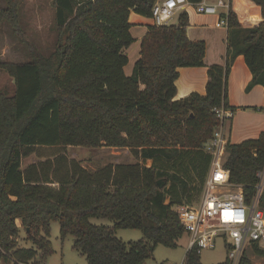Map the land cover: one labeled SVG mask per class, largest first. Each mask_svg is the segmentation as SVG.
<instances>
[{
	"label": "trees",
	"instance_id": "trees-1",
	"mask_svg": "<svg viewBox=\"0 0 264 264\" xmlns=\"http://www.w3.org/2000/svg\"><path fill=\"white\" fill-rule=\"evenodd\" d=\"M4 1L0 23L18 35L17 0ZM156 1L52 0L53 50L33 49L26 63L0 64L14 83L12 95L0 92V261L44 262L53 253V222L61 239L73 238L86 264H143L157 245L175 249L185 234L173 208L196 203L202 193L210 167L203 146L220 126L213 109L234 111L227 77L237 56L252 76L247 90L260 85L264 96V0H249L258 23L240 19L229 2L222 14L224 65L208 67L204 95L176 101L178 70L205 67V43L187 38L185 12L176 25L148 26L132 74L123 71L125 50L135 42L129 14L150 18ZM251 110L264 113V105ZM65 147L126 149L139 162L91 175L61 154L22 170L36 149ZM225 153L229 181L243 187L249 203L255 175L264 169V131L255 140L227 143ZM258 205L264 213V188ZM17 221L33 248L18 247ZM125 229L142 239L123 242L116 232ZM252 249L264 257L258 245ZM183 264H200L199 255L186 251ZM241 264L251 262L244 256Z\"/></svg>",
	"mask_w": 264,
	"mask_h": 264
},
{
	"label": "rangeland",
	"instance_id": "rangeland-1",
	"mask_svg": "<svg viewBox=\"0 0 264 264\" xmlns=\"http://www.w3.org/2000/svg\"><path fill=\"white\" fill-rule=\"evenodd\" d=\"M18 12V35L13 33L6 22L0 23V64H19L30 60L29 51L36 49L43 54H48L53 50L56 40L54 31V9L52 0H17ZM0 8H5V1L0 0ZM194 9L193 7H190ZM175 22V16L169 24ZM208 33H212L211 30ZM14 83L12 78L0 68V92L12 95ZM255 112V111H253ZM257 113V112H256ZM64 155L67 162L73 161L79 167L86 170L89 174L100 173L104 168L112 171L116 166L132 165L139 160L126 149L113 148H86V147H65V148H38L33 154L23 159L22 170L32 164L53 162L54 156ZM71 160V161H70ZM149 164L148 162L146 163ZM74 165H72L73 167ZM260 183V196L264 188V181ZM200 198V197H199ZM175 210V208H173ZM18 221L19 228L18 247L30 249L33 245L26 240V232ZM96 226H111L112 222L106 219H92L90 221ZM116 237L125 243L136 242L142 239V234L138 230H118ZM48 240L51 243L53 253L44 262H29L27 264H86L85 257L73 249V238L66 236L61 239L59 227L56 222L51 223ZM188 238L186 234L178 240L175 249H170L157 245L152 257L145 260L143 264H183L187 250ZM264 250V246L259 247ZM251 264H264V257L254 255L253 250L246 252ZM200 264H222L226 260V249L220 239L216 240L213 250H204L199 254ZM0 264H19L13 258L7 261H0Z\"/></svg>",
	"mask_w": 264,
	"mask_h": 264
},
{
	"label": "built area",
	"instance_id": "built-area-1",
	"mask_svg": "<svg viewBox=\"0 0 264 264\" xmlns=\"http://www.w3.org/2000/svg\"><path fill=\"white\" fill-rule=\"evenodd\" d=\"M187 6L193 7L197 14L217 16L215 26L227 28L222 14L228 12L229 4L222 0L212 5L159 0L151 9L150 19L156 27L167 26ZM213 112L220 126L203 146V151L210 156V167L202 193L196 203L176 207L174 211L188 238L187 251L199 255L204 250H213L216 240L220 239L226 249L227 264H241L249 247L264 246V213L258 205L261 190L258 180L264 181V169L256 173L255 194L247 203L243 187L230 183L229 171L223 167L227 139L222 129L224 122L232 119L233 112L223 107L214 108Z\"/></svg>",
	"mask_w": 264,
	"mask_h": 264
},
{
	"label": "crops",
	"instance_id": "crops-1",
	"mask_svg": "<svg viewBox=\"0 0 264 264\" xmlns=\"http://www.w3.org/2000/svg\"><path fill=\"white\" fill-rule=\"evenodd\" d=\"M217 1L202 0V2L209 5L215 4ZM222 1L228 4L232 1L240 19L251 23L261 21L259 10L249 0ZM182 12H185L188 17L187 38L190 41H203L205 43V67L181 68L178 70V78L175 81V101L186 98L192 93L204 95L208 82V67L224 65L227 54V28H217L215 26L218 21L217 16L197 14L194 9L187 6L177 12L175 22L168 25H176ZM128 22L131 24L130 34L135 42L125 50L128 63L123 71L126 76L132 74L134 63L139 58L141 40L147 33V27L153 25L150 18L133 12L129 14ZM209 30L212 33H208ZM251 80L252 76L245 65L243 57L237 56L231 64L227 77V102L229 107L234 109L232 119L223 124L222 130H224L227 143L240 144L247 140H255L264 131V113H256L251 110V108L264 105L263 88L260 85H255L247 90ZM248 250L252 251L253 249L249 247Z\"/></svg>",
	"mask_w": 264,
	"mask_h": 264
},
{
	"label": "water",
	"instance_id": "water-1",
	"mask_svg": "<svg viewBox=\"0 0 264 264\" xmlns=\"http://www.w3.org/2000/svg\"><path fill=\"white\" fill-rule=\"evenodd\" d=\"M157 186L159 189H161L164 186V183H162L161 181H158Z\"/></svg>",
	"mask_w": 264,
	"mask_h": 264
}]
</instances>
